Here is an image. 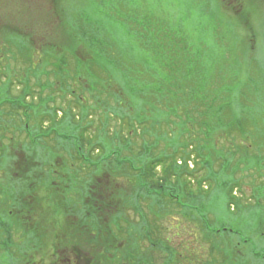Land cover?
I'll return each instance as SVG.
<instances>
[{
	"label": "rangeland",
	"instance_id": "1",
	"mask_svg": "<svg viewBox=\"0 0 264 264\" xmlns=\"http://www.w3.org/2000/svg\"><path fill=\"white\" fill-rule=\"evenodd\" d=\"M30 1L31 16L50 14L51 21L55 1L62 3L66 13L49 31L45 28L36 34L35 26L30 31L22 29L33 45L28 55L20 51L22 42L15 40L11 46L7 31H0V214L37 216L43 229L33 224L29 229L41 231L35 244L39 248L30 245L14 259L0 251V264L40 259L48 264L64 263L57 233L52 231L55 224L50 222L65 213L63 204L75 207V216L81 218L94 182L106 195L115 188L124 193L122 199L128 196V206L118 217L130 219L137 230L141 216H147L165 259L174 258L176 241L180 263L195 258L206 264H256L253 255L264 256V101L260 103L258 96L262 94L264 99V0ZM83 19L99 25L110 39L108 67H112L113 57L126 63L143 82L163 76L161 55L157 58L150 50L155 48L157 53H164L165 62L172 63V68L192 70L194 77L204 76L208 90L211 86L236 90L238 99L227 92L223 99H237L234 107L238 115L247 102L239 93L251 90L248 108L252 121L246 122L242 134H226L225 119L223 134L218 131L205 138L196 129L186 135L182 127L193 122L198 128L200 119L187 121L183 112L190 106L169 104L163 90L162 100L152 105L146 96L148 90L135 98V90H116L120 86L107 73L96 81L109 83L115 90H97L87 70L78 71L74 57L67 63L63 56L73 46V40L63 33L74 35ZM50 21L45 20L42 26H51ZM41 42L49 47H42ZM150 43V47L146 45ZM82 49V55H87ZM119 92L122 94L117 95ZM131 119L135 126L139 120L147 122L140 126L141 134H130ZM152 125L157 129L154 136L147 132L152 131ZM101 140L106 146L100 152L94 145ZM153 145L155 153L176 151L169 168L177 177L171 172L172 180H160L151 187L142 182L141 171L130 166L141 169ZM142 146L147 150L142 152ZM122 165L129 166L127 171ZM24 168L42 173L38 184L30 183ZM65 172L68 187L62 177ZM157 175L162 178L164 172L157 171ZM44 179L52 190L50 197L40 202L34 191L38 192ZM25 229L14 231L15 237L19 234L25 238V242H18L20 248L29 241L36 242L35 235ZM75 233L77 230L70 240L77 236Z\"/></svg>",
	"mask_w": 264,
	"mask_h": 264
},
{
	"label": "trees",
	"instance_id": "2",
	"mask_svg": "<svg viewBox=\"0 0 264 264\" xmlns=\"http://www.w3.org/2000/svg\"><path fill=\"white\" fill-rule=\"evenodd\" d=\"M38 1H36L37 3ZM55 14L51 18L50 21V14L47 16H43L42 14L39 17H34L29 15L30 11V5L33 4L30 0H0V31H7L8 33V40L7 42L12 46V42L15 40H18L21 43V45H24L20 49L21 52H25V55H28L30 53L31 47L33 46L32 43H30L31 37L29 34H25L23 30H29L35 26V33L43 31H49L50 28L55 25V21L61 17L62 15H65V9L63 8L62 3H58L55 1ZM36 6H39L37 4ZM25 8V10H24ZM31 12V11H30ZM50 13V12H49ZM52 15V14H51ZM75 17L73 16V19ZM46 21H50L47 27L43 25V23ZM75 20V19H74ZM34 21V22H33ZM16 22H18V26L22 27L21 29L16 25ZM246 25L249 26V31L252 32L251 27L248 23ZM78 29L75 32V36L73 33L65 31L63 33L64 37L69 36V40H73V46L71 49H68V53L64 54L66 62L68 63V59H71L74 57L75 60V68L79 70L86 71L90 77H92L94 84L96 85L97 90H115L109 85V83L100 84L96 81L97 78L102 76V74L107 73V76L110 80L115 81L114 83H117L120 87L116 90H135V98L142 97L143 90H148L146 96L148 98V102L152 105H155L159 103L162 100V97L164 95V100H167L169 104L173 103H180V104H188L190 106V109L185 110L183 112V115L185 119L188 121L192 117L199 120V125L196 128L193 124V122H189L187 125L182 127L183 133L188 134L190 130V134H194L197 129V134L200 136H204L207 138L208 136L218 133H225L224 130V121L226 119L227 126H226V134H232L234 132H238L239 134H242L243 131L247 128L245 127L246 122L250 123L252 120L250 118V109L248 108V103L250 102L252 97H249L248 93L251 92V90H244L243 92H240L239 95L244 97V100H247L246 103H243L241 106V114L238 115V110L234 107V104L237 102L238 99V93L236 97V90H220V87H213L211 86V89L208 90L207 87V80L204 76L194 77L193 73L194 71H184L180 69L172 68V63L165 62L166 59H164V53L161 52V54L156 52L154 50L155 48H151L150 44H146L150 47V50L152 52V55H154L157 58V55H161V63H159L160 69H163V76L159 77H149L146 82H143V79L135 74L134 72H131V68H128V65L122 61L115 60L113 57H111V65L112 67H108V63L106 61L109 56H112L111 51V45L108 44L110 42V39L108 38L106 32L100 28L99 25L93 22H86L84 19L81 20V22H78L77 25ZM23 29V30H22ZM71 35V36H70ZM67 40V41H69ZM151 41H153V38L151 37ZM62 42V41H60ZM64 43V42H63ZM41 46L46 48L49 47L45 45V43L41 42ZM61 44H58L60 46ZM76 47V48H75ZM80 47V48H79ZM82 48L86 49L87 55H82L81 50ZM70 50V51H69ZM88 56V57H87ZM68 57V58H67ZM83 57V58H82ZM82 58V59H80ZM155 66V65H154ZM156 67V66H155ZM193 69V68H192ZM194 69H197V66H194ZM165 71V72H164ZM99 72L101 75H97ZM155 73V71H152ZM110 82V81H109ZM91 87V86H90ZM93 90V89H92ZM161 90H163V95H161ZM227 92V93H226ZM224 93L231 95V97H236V100H227L229 97L226 96V99H223L225 96ZM256 93V90H255ZM122 92L117 93V95H121ZM248 96V98H247ZM259 96V102H263L264 99L261 97L262 94H258ZM116 104H118L116 102ZM129 105V108L131 106V103L127 104ZM102 106V105H101ZM185 106V105H184ZM132 107V106H131ZM243 107V109H242ZM100 109V108H99ZM133 109V108H130ZM134 120L131 119V121L128 123L130 124V134H141V127L143 124L147 123L144 120L138 121V125H134ZM242 124V125H241ZM151 132H148L150 136H154L157 133V129L155 125L151 126ZM144 134V133H143ZM169 134V133H168ZM164 135H167V132H165ZM122 140L119 139V142ZM105 141L101 140L98 143L94 145L95 147H98V151H102L101 149H105ZM123 143V142H121ZM143 145V144H142ZM145 145V143H144ZM189 146V145H188ZM121 148V152L123 153V150L125 149ZM156 147L155 145L152 146L151 150L149 152L148 159L146 162H143L141 165V169H137L135 165H131L130 167L136 171L140 172V177L142 179V182H148L149 185L151 184V187L154 185H157V183L162 180L164 183L172 180V174L174 177H177V174L174 169L169 168V164L173 165V160L176 155V151L171 152H162V153H155ZM131 150H132V144H131ZM147 147L142 146V152L146 151ZM79 153V151H78ZM117 151H114V154H117ZM143 153L139 155L138 158H135L137 161H139V158L141 157ZM198 155V154H197ZM122 156V154H121ZM29 162V160L27 159ZM191 162V161H190ZM189 165V164H188ZM124 166V165H122ZM126 167L128 165H125ZM124 166V167H125ZM26 168H30L29 165H25ZM35 171H36V166ZM38 167V166H37ZM129 167V166H128ZM127 168H124V170L127 171ZM190 167V166H188ZM25 170V174L28 176V179L31 183V181H35V183L38 184V179L42 177L38 174V172L28 171ZM173 168V167H172ZM194 168V167H193ZM174 172H173V171ZM58 174L61 175V171L57 170ZM157 171L164 172V176L162 178H158ZM172 172V174H171ZM57 173V172H56ZM66 173V172H65ZM63 179L66 180V187L67 183L70 182L68 179V174L63 173ZM38 178V179H37ZM74 178V177H73ZM175 179V178H174ZM42 181V180H41ZM157 181V182H155ZM95 187V190L93 191V203L89 204L87 201V205L83 207L82 217L77 218L75 216V210H77L75 207L67 206L66 204H63L61 208L65 211L64 214H59V218H54L53 224H55L52 231L56 232L57 237L60 239V237L66 236L70 237L72 234V231H76L77 228L74 229H66L63 228V217L71 216L72 220H77L78 223L83 221L85 223L84 228L82 230V234L85 236H88L92 232V222L89 216L93 213V205L96 207H99L97 209L96 213L105 215V216H113L111 217V220L109 223H105L106 225H110L109 231H112L115 235L118 231L116 229L117 217L120 216V214H123L124 209L128 206V196L124 199H122L121 195H124V193L117 192L115 188H110L111 192L107 190L108 194L106 195L104 191V188L101 186H98L97 183L94 182L93 184ZM64 186V188H65ZM51 190H52V186ZM57 191H64V189H59L58 187H55ZM88 197L87 194L85 197H87L86 200L91 198L90 190H88ZM117 195L119 198H117ZM64 196V195H63ZM121 197V198H120ZM61 199L62 198L61 195ZM83 206V205H82ZM115 210L116 212H114ZM95 211V210H94ZM95 213V212H94ZM78 223H73L72 226L75 227ZM88 224V225H86ZM112 225V226H111ZM115 228V229H114ZM58 229V230H57ZM114 230V231H113ZM122 231V230H121ZM60 241V240H58ZM115 246V245H114ZM138 247V246H134ZM115 253L116 258V264H120L118 261L119 256L123 257V252L119 250L118 247L115 246L113 249ZM132 254L137 255L138 251H133ZM260 253H255L253 255V259L256 260V264H264V256L260 257ZM135 257V256H133ZM138 257V256H137ZM118 262V263H117ZM123 262V259H122ZM248 262L245 261L243 264H247Z\"/></svg>",
	"mask_w": 264,
	"mask_h": 264
},
{
	"label": "flooded vegetation",
	"instance_id": "3",
	"mask_svg": "<svg viewBox=\"0 0 264 264\" xmlns=\"http://www.w3.org/2000/svg\"><path fill=\"white\" fill-rule=\"evenodd\" d=\"M56 172L58 173V171ZM38 174L42 175V173L40 172H38ZM46 180L47 179H44L43 186L37 185L39 187L38 192L34 191V194L41 199L40 202H42V198L43 200H46L50 197L51 187L45 185ZM95 187L96 186L94 185L91 186V197L93 196L92 194L95 190ZM12 189L16 190L14 187H12ZM97 209H99V207L93 205V213L91 216H89L92 222L91 225L93 230L88 236L85 237H83V234L81 233L85 225L83 221L78 223L76 219L72 220L73 218L71 216L63 217L62 227L66 229L77 228V233H75L77 236H74V240H70V237H67V235L64 236V234L62 237H60V239L58 238V240H60L58 243V246H60L58 251L63 255L62 262L65 261L64 263H61L60 261L58 264H116L115 253L113 251L115 246L118 247L119 250L124 254L122 258L119 256L118 261H120V264H206L197 261L195 258H191L180 263L177 258L179 250L176 241L173 242L172 247L174 258L172 260H170L169 258L165 259L162 251L160 249L158 250L157 248L158 238L155 231L151 229V223L149 222L147 216H141V219L139 220V225L141 227L140 230H137L139 227L137 225H134L130 219L117 217V221L114 222H117L116 229L118 228V231L116 232V234L118 235H115L112 231H109L110 225L105 224L109 223L110 221L108 220H111V217L113 218V216L97 214ZM12 213L9 215H3V213L0 214V251H6L8 254H10L11 258L14 259L16 253L27 252L30 245L31 247L33 246V249L39 248L35 246V244H37L40 240L41 231L37 228L33 229V231H29V229L31 228V224H33L32 227L34 225L38 226L41 229H43V227L41 225H38L37 216H27V218H23V214L13 215ZM5 222H7V225L5 224ZM207 222L210 223V221ZM24 223L27 225L23 226ZM50 223H53V221ZM73 223L78 224L73 227ZM123 223L125 225H122ZM146 225L147 231H145ZM45 226V228L48 229L47 225ZM48 226L50 229L51 225L48 224ZM25 228H28V230ZM23 229L29 232H26L27 234H34L35 236L33 237L36 242L29 241L25 245H21V247L23 248L22 249L20 248L18 242H25V238H21V235L19 234L17 237H15L17 234H14V231L17 230V232H19ZM134 246L138 247L134 248ZM48 247L50 248V246ZM133 251H138V254L133 255ZM236 256H238L239 258V253ZM27 264L48 263L46 262V260L40 259L37 261L32 260V262L30 261ZM223 264H243V262H228Z\"/></svg>",
	"mask_w": 264,
	"mask_h": 264
}]
</instances>
